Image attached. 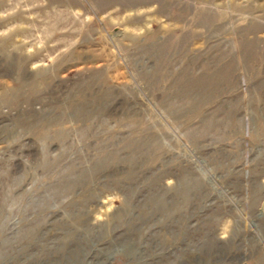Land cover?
Returning a JSON list of instances; mask_svg holds the SVG:
<instances>
[{
    "label": "rangeland",
    "instance_id": "obj_1",
    "mask_svg": "<svg viewBox=\"0 0 264 264\" xmlns=\"http://www.w3.org/2000/svg\"><path fill=\"white\" fill-rule=\"evenodd\" d=\"M0 264H264V0H0Z\"/></svg>",
    "mask_w": 264,
    "mask_h": 264
}]
</instances>
